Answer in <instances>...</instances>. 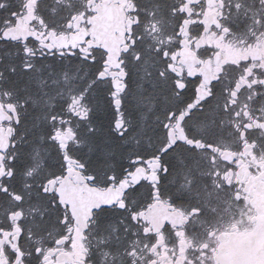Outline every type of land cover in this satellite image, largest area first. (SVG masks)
I'll use <instances>...</instances> for the list:
<instances>
[{
    "label": "snow or ice",
    "instance_id": "1",
    "mask_svg": "<svg viewBox=\"0 0 264 264\" xmlns=\"http://www.w3.org/2000/svg\"><path fill=\"white\" fill-rule=\"evenodd\" d=\"M0 264H264V0H0Z\"/></svg>",
    "mask_w": 264,
    "mask_h": 264
}]
</instances>
